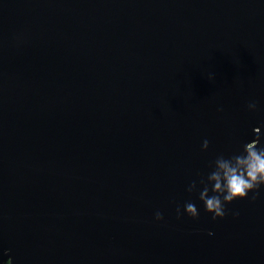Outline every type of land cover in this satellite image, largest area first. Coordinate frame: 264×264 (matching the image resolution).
<instances>
[{
    "label": "water",
    "instance_id": "obj_1",
    "mask_svg": "<svg viewBox=\"0 0 264 264\" xmlns=\"http://www.w3.org/2000/svg\"><path fill=\"white\" fill-rule=\"evenodd\" d=\"M255 128L264 0H0V264H264V186L199 200Z\"/></svg>",
    "mask_w": 264,
    "mask_h": 264
},
{
    "label": "clouds",
    "instance_id": "obj_2",
    "mask_svg": "<svg viewBox=\"0 0 264 264\" xmlns=\"http://www.w3.org/2000/svg\"><path fill=\"white\" fill-rule=\"evenodd\" d=\"M255 107V103L248 105L250 111L255 110ZM253 135L257 139L244 145L240 154L228 158L219 156L214 162V170L207 176L206 181L201 180V184L204 186L199 193V200L204 206V211L210 214L213 220L224 218V205L235 200H243L249 192L255 193L261 186H264V145L260 143V129H253ZM207 147L208 141L205 140L202 150ZM209 186L211 187L209 188ZM195 187L196 185L193 183L189 186L188 191H193ZM209 191L212 193L211 196ZM255 198L253 195L252 199ZM184 212L192 219H196L198 216L196 206L190 202L185 204ZM179 213L178 207V218ZM155 219L161 220V214L157 213ZM4 254L7 255V252ZM6 264H12L11 259Z\"/></svg>",
    "mask_w": 264,
    "mask_h": 264
}]
</instances>
